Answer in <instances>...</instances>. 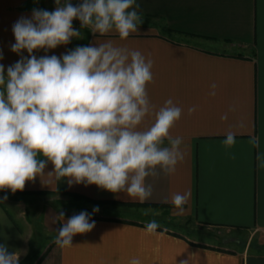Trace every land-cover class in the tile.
<instances>
[{"label":"crops","instance_id":"1","mask_svg":"<svg viewBox=\"0 0 264 264\" xmlns=\"http://www.w3.org/2000/svg\"><path fill=\"white\" fill-rule=\"evenodd\" d=\"M71 2L75 5L78 0ZM136 2L141 16L155 20L160 28L140 25L138 33L126 41L87 31L68 45L34 55L61 57L80 43L95 45L106 39L141 51L153 61L154 82L148 86L152 103L161 106L171 98L183 109L172 130L174 136L183 137V161L173 175L147 178L153 194L143 203L95 185L69 187L62 180L43 184L47 176L27 182L17 192L25 197L79 195L130 207L170 206L174 214L172 194L189 193L185 211L176 215L234 236L224 239L223 243L228 241L224 245L204 246L161 227L156 234H147V223L131 215L134 209L125 214L111 208L107 213L87 212L95 228L77 234L70 248L61 249L54 243L62 226L59 213L63 211L67 220L81 211L58 210L44 203L45 208L34 213L30 201L18 203L10 193L0 192V244L21 255L28 250L33 232L26 216L31 212L29 218L41 216L42 232L54 237L37 264H128L132 257L140 258L142 264H264V242L238 246L236 238L238 232L248 231L264 241V0ZM55 7V0H0V64L5 74L21 55L28 56L26 50L20 55L11 51L13 25L21 17L31 18L33 9L53 11ZM213 83L215 96L209 94ZM193 106L196 111L190 115L188 109ZM225 114L227 119L222 120ZM229 131L235 134L231 148L223 143ZM52 170L49 163L45 173ZM5 195L7 200H2Z\"/></svg>","mask_w":264,"mask_h":264},{"label":"clouds","instance_id":"2","mask_svg":"<svg viewBox=\"0 0 264 264\" xmlns=\"http://www.w3.org/2000/svg\"><path fill=\"white\" fill-rule=\"evenodd\" d=\"M55 4L53 11L33 9L31 18L21 17L13 25L11 51L20 55L26 50L28 56L21 55L6 74L0 64V191L14 194L27 182L47 176L46 182L41 179L43 184L62 180L69 187L95 185L143 203L153 194L147 178L173 175L184 159L183 137L172 134L183 109L171 98L157 106L149 96L153 61L113 39L77 46L61 57L34 55L81 38L74 20L93 35H115L126 41L143 23L140 5L136 0H80L76 5L55 0ZM216 87L211 85V96ZM195 111V106L188 109L190 115ZM221 119L226 120L227 114ZM225 135L223 143L231 148L235 134ZM49 163L53 170L45 173ZM189 195L172 194L176 214H183ZM92 211L98 213L99 206ZM64 215L61 211L57 217L62 226L54 238L61 249L70 248L74 236L96 226L86 211L67 220ZM159 227L152 220L145 231L156 234ZM20 255L0 244V264H19ZM128 264L142 261L132 257Z\"/></svg>","mask_w":264,"mask_h":264},{"label":"rangeland","instance_id":"3","mask_svg":"<svg viewBox=\"0 0 264 264\" xmlns=\"http://www.w3.org/2000/svg\"><path fill=\"white\" fill-rule=\"evenodd\" d=\"M80 0L76 4H78ZM75 4V5H76ZM143 18V17H142ZM141 25H146L151 30L153 28H160L159 25L155 20L143 18V23ZM73 27L77 30L81 31V37L89 31L88 29H81V25L79 20L73 21ZM162 29V28H161ZM163 30V29H162ZM169 32V31H166ZM80 46H83L80 43ZM1 193H10L12 198L15 201L24 200L25 202L31 203L32 211L35 213L36 210L40 208L43 210L45 207H41L44 203L47 205H52L55 209L58 210H65V211H86L89 213H93V208L95 206H99L100 211H104L105 213L112 212L111 208H117L119 211H124L125 214H128L129 211L133 210L134 213H131L132 216H137L139 219L144 220L146 223L156 220L161 228H164L174 234H179L186 238L192 239L194 242L198 244H202L204 246H220L224 245L223 240L229 236L226 230L211 227L208 225H200L196 223L192 218L188 216H178L174 214L173 208L170 206H151V205H137V206H120V205H113V204H93L90 203L83 198H79L76 195H48L41 193H36L39 195L30 196L27 195L25 197L24 193H12L11 191H0ZM27 194V193H26ZM31 194V193H28ZM13 195V196H12ZM48 200V201H47ZM28 203V204H29ZM144 210H150L148 215H144ZM119 212L118 210H115ZM31 213V212H30ZM29 215L26 216V221L32 227V238L29 243L28 250L23 252L20 256L19 264H37L39 260L42 258L43 254L46 251V248L53 240V235L51 233L42 232V218L41 216L36 219H30ZM138 213V214H136ZM153 213H158L157 215H153ZM35 217V216H34ZM29 225V226H30ZM238 239V246H242L247 243L257 244L263 243V239L255 238L254 235H250L248 231H241L238 232L236 235Z\"/></svg>","mask_w":264,"mask_h":264},{"label":"trees","instance_id":"4","mask_svg":"<svg viewBox=\"0 0 264 264\" xmlns=\"http://www.w3.org/2000/svg\"><path fill=\"white\" fill-rule=\"evenodd\" d=\"M30 193H34V192H30ZM76 196H78L79 198H83L84 200H86V201H88L90 203H93V204H104V202L93 201V200L87 199V198L79 196V195H76Z\"/></svg>","mask_w":264,"mask_h":264},{"label":"water","instance_id":"5","mask_svg":"<svg viewBox=\"0 0 264 264\" xmlns=\"http://www.w3.org/2000/svg\"><path fill=\"white\" fill-rule=\"evenodd\" d=\"M228 241H224V243H227Z\"/></svg>","mask_w":264,"mask_h":264}]
</instances>
